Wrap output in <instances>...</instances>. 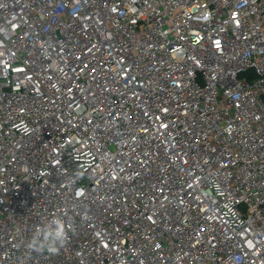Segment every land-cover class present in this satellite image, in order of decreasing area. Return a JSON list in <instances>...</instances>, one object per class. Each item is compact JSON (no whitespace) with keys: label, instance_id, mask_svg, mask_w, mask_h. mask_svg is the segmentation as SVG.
<instances>
[{"label":"built area","instance_id":"built-area-1","mask_svg":"<svg viewBox=\"0 0 264 264\" xmlns=\"http://www.w3.org/2000/svg\"><path fill=\"white\" fill-rule=\"evenodd\" d=\"M0 264H264V0H0Z\"/></svg>","mask_w":264,"mask_h":264},{"label":"clouds","instance_id":"clouds-1","mask_svg":"<svg viewBox=\"0 0 264 264\" xmlns=\"http://www.w3.org/2000/svg\"><path fill=\"white\" fill-rule=\"evenodd\" d=\"M68 238V227L65 220L61 216L55 215L46 223L35 227L28 247L37 252L56 255L65 246Z\"/></svg>","mask_w":264,"mask_h":264}]
</instances>
